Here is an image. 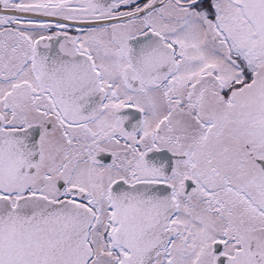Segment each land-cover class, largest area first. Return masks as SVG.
Listing matches in <instances>:
<instances>
[{
    "label": "snow or ice",
    "instance_id": "1",
    "mask_svg": "<svg viewBox=\"0 0 264 264\" xmlns=\"http://www.w3.org/2000/svg\"><path fill=\"white\" fill-rule=\"evenodd\" d=\"M0 264H264V0H0Z\"/></svg>",
    "mask_w": 264,
    "mask_h": 264
}]
</instances>
